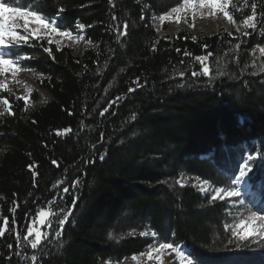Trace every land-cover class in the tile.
Returning <instances> with one entry per match:
<instances>
[{
  "label": "trees",
  "instance_id": "obj_1",
  "mask_svg": "<svg viewBox=\"0 0 264 264\" xmlns=\"http://www.w3.org/2000/svg\"><path fill=\"white\" fill-rule=\"evenodd\" d=\"M234 3L233 30L193 36L160 35L153 21L182 0H46L43 12L62 7L57 26L75 33L85 24L91 45L77 55L30 37L13 52L31 56L21 65L41 76L50 99L31 109L4 95L14 114L0 116V264L121 263L163 242L197 264H264V242L237 247L225 227L248 205L211 199L249 154L264 156V0ZM252 3L256 31L242 23ZM125 21L126 37L117 31ZM208 53L210 75L192 76L201 71L195 57ZM205 180L206 193L195 184ZM248 181L260 200L252 211L264 214V159ZM45 209L50 226L33 249L27 229Z\"/></svg>",
  "mask_w": 264,
  "mask_h": 264
},
{
  "label": "snow or ice",
  "instance_id": "obj_2",
  "mask_svg": "<svg viewBox=\"0 0 264 264\" xmlns=\"http://www.w3.org/2000/svg\"><path fill=\"white\" fill-rule=\"evenodd\" d=\"M242 2L245 6L248 5V0H242ZM14 4L22 6H13ZM46 6V0H27L26 3L25 0H7V2L6 0H0V76H6L7 73H11L13 80H16L17 74L20 71L25 70L22 69L21 62L31 59V56L27 54L13 55V52L18 50L20 46L29 44L30 37H34L36 39L49 38V43H51V37L56 35L60 37H66L68 39H84L82 35H75L70 29L62 31L61 28L57 26V17L64 11L62 7L58 9L55 16H49L43 12V8ZM203 8L210 9V14L213 16L216 12L222 13L223 16L231 23H236V21L232 12L230 11V8H236L237 10H240L238 8V4L234 3V0H182V4L180 6L171 8L168 13L162 14L159 19L161 22L174 19L177 23H179L182 18V14H194L198 9ZM250 12L251 14L247 15L243 19L242 23L245 29H252L253 31H256V21L258 18L256 3H252L250 5ZM113 19H115V17H113ZM153 19H156V17L154 16ZM260 20L261 23L264 24V15L260 17ZM75 27L79 32L84 30L86 25L83 23H77ZM128 28V22L125 21L123 23V31H121L119 27H117V31L126 37L128 35ZM21 29L23 30L24 34H21ZM157 31H159V29H157ZM244 35L247 36L249 33L244 32ZM185 39H187V37H185ZM195 39L196 38L193 37V40ZM86 43L91 45L90 40ZM205 47H207V45H205ZM235 47L239 48L240 44H236ZM257 47L261 53H264V47ZM153 50H155V48H153ZM45 51L51 54L50 48H45ZM176 51H180V49H176ZM253 51H255V49H253ZM185 55L190 54L186 52ZM211 55L212 53H208V55L195 57V60L201 65V71L200 73L193 71L191 73L192 76L210 75L211 69L207 61ZM52 58L55 59L54 56ZM260 71L264 73V68H261ZM220 74L223 75L224 73ZM180 75L183 76L184 73L181 72ZM16 82L19 83L18 80H16ZM138 82L139 79H137V83ZM0 90H9L6 79L4 81H0ZM129 91H134V89H129ZM16 99H24L27 103L29 97H16ZM0 102L6 106L5 111L7 114H14L12 112V105L7 98H4ZM105 111H107V109H105ZM4 114V112H0V116ZM69 131L70 129H64L65 133ZM100 159L103 160L104 157L101 156ZM257 159H264V156H262L260 152L249 154L239 167L238 175H236L235 179L232 181V186L228 188H216L214 190L215 194L212 195L211 199L215 201L217 199L224 200L226 198L241 197L242 192L239 185L244 183L246 179L249 178V174L253 171ZM53 163L56 162L53 161ZM177 183H181L183 186L182 180H178ZM208 184L209 181H203L201 191H207L208 189L203 187V185ZM64 191L67 192L68 189H64ZM239 202L244 204L243 200H240ZM51 215H53V213L50 211L40 210V224L43 225L46 218ZM69 215H71V213L66 214L64 218L59 221L61 227L67 222ZM7 224L8 221L5 218V227H7ZM225 227L231 229L232 236L235 237L237 241H239L237 247H240L241 245L246 247V242H248L250 238L255 240L257 243L264 242V214L249 210L246 218L240 219L234 227L232 225H225ZM27 233L28 236H32L34 233V240L30 241V246L31 248L36 249L42 239L41 231L33 227L28 228ZM4 234V231L0 230V236H3ZM60 235L61 233L58 231L56 236L59 237ZM140 235H151L153 238H156L157 236L155 232H143L140 233ZM25 239H27V237H25ZM231 243H233V241L229 240V244ZM149 248L150 250H147L146 253L142 255L146 254L149 261L155 260L157 264H163V253L165 250H170L171 253H175L176 257L179 259V264H197V261L194 260L193 255L189 254L186 249H183L179 245L163 242L159 243L158 246H149ZM37 259L38 258L35 255L31 257L33 262L37 261ZM133 259L136 260L137 257L133 256Z\"/></svg>",
  "mask_w": 264,
  "mask_h": 264
},
{
  "label": "rangeland",
  "instance_id": "obj_3",
  "mask_svg": "<svg viewBox=\"0 0 264 264\" xmlns=\"http://www.w3.org/2000/svg\"><path fill=\"white\" fill-rule=\"evenodd\" d=\"M210 13H211L210 9L203 8V9H198L194 14L193 13L182 14V18L179 23H177L174 19L161 22V20L159 19L160 16H155L156 19H153V21L156 26V29H159L158 32L160 35H175L180 31H186L192 34L193 36H199V35H207V34L215 33L222 28H226L231 31L236 27L233 23L229 22L223 16L222 13L216 12L214 16L211 15ZM20 31L21 34H24L22 29ZM74 34L82 35L84 39L83 40L68 39L66 37H60L56 35L51 37V42L58 44L60 47L68 46L72 48L77 55H82L84 50L90 47V45L86 43L89 40L85 38L83 34V30L79 32L77 31ZM22 69L25 68L22 67ZM5 79L8 82L9 90H0V101L4 99L5 94L16 93L19 97H25V96L29 97L27 104L29 108L34 109L43 105L46 101L50 99L49 92L40 86L41 76L34 72H31L27 69L20 71L16 77V80H18L19 83H17L16 80H13L11 73H7L6 76H0V81H4ZM34 96H37V99H34ZM5 110H6V106L2 102H0V112L6 113ZM1 154H2V149L0 148V155ZM195 184L198 185V187L201 190L202 182L197 181ZM250 185L251 184L248 181V179H246L244 183L240 184L239 187L241 189L242 195L241 197L233 199V202L231 203L232 206H237L241 204L239 201L243 200L244 204L248 205L247 207L248 210L246 211L247 214L249 210L252 211L251 204L254 203L257 204L260 201L259 196L252 191ZM203 187H206L208 190L202 192L206 193L211 191L209 185H203ZM245 197L250 198L249 204L246 203L247 198ZM44 211L51 212L50 209H45ZM51 217L52 215L47 217L45 223L42 225L39 222V214H38L36 218L30 223L29 228L34 227L40 230L43 238L46 235L47 230L49 228ZM32 240H34V233L32 236L27 235V241L30 242ZM152 246H158V244L155 243ZM180 246L183 249L187 250V248H185L184 246L182 245ZM147 250H150V248H148ZM146 251L144 253H146ZM142 254L135 255L137 257L136 260H134L133 257H131L130 259H127L124 262L111 263V264H157L155 260L149 261L147 255L146 254L142 255ZM173 262H179L178 257H176L175 253H171L170 250H165L163 253V264H171Z\"/></svg>",
  "mask_w": 264,
  "mask_h": 264
}]
</instances>
